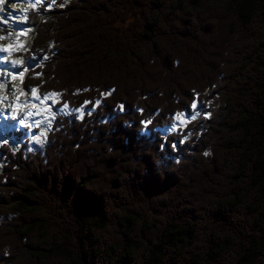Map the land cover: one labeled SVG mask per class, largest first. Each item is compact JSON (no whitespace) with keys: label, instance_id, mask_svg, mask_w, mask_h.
<instances>
[{"label":"trees","instance_id":"1","mask_svg":"<svg viewBox=\"0 0 264 264\" xmlns=\"http://www.w3.org/2000/svg\"><path fill=\"white\" fill-rule=\"evenodd\" d=\"M49 13L27 50L55 44L35 84L59 106L100 105L7 158L0 264H264V0ZM193 91L208 117L164 141L154 130Z\"/></svg>","mask_w":264,"mask_h":264},{"label":"rangeland","instance_id":"2","mask_svg":"<svg viewBox=\"0 0 264 264\" xmlns=\"http://www.w3.org/2000/svg\"><path fill=\"white\" fill-rule=\"evenodd\" d=\"M37 0H4V5L1 9H0V28L2 26H7L5 27V29H9L13 26H15V23L13 22H9L8 21H5L4 20V17H9V20H16V21H19V22H23L25 23L23 25V27L19 30H16L13 34H16L15 37H12L11 39H15V41L11 42V40L9 41H6L4 39L0 40V47H4V46H7L9 44L15 46L16 43H17V34L18 33H27L28 30H30V26L28 25V19H27V22L21 20L22 17L26 14L27 10H29L30 8H33L36 4ZM13 4V7L12 8H8L9 4ZM3 4H0V7L3 5ZM28 4V5H26ZM25 6V11L22 10V6ZM48 5H45V6H41L42 9H46ZM8 8V10L6 11V8ZM5 13H6V16H5ZM31 14H41V10H37V11H33ZM33 22L35 21V19L33 18L32 19ZM24 37H25V34L24 35H19L18 39H19V42L23 45V48L24 47V43L23 41L24 40ZM23 48L19 49V50H14L11 52V54L9 55V53H5V52H0V58H3V57H9V56H14L16 55L18 52L19 54L21 52H23ZM18 58H7V59H1L0 60V80L4 83V84H11L13 85L12 83V80L9 79V74H10V70L13 68V67H16V66H13L11 61L12 60H17ZM24 64V63H23ZM25 68H29L28 64H24L23 66V69H20V70H15L12 72V76L15 75V76H18L19 75V72L20 71H23ZM29 75V74H28ZM35 77H32L31 79H34ZM15 80H21V79H15ZM26 80V79H25ZM27 84L31 85L32 86V83H31V80L27 81ZM14 93L16 92V90L13 91ZM10 93V92H8ZM151 96L154 98L155 96L156 97H159L160 95L158 94L157 91H154ZM1 98V102H0V112L2 113V117L4 119H15V117L12 116L11 112H12V104L13 103H17V100H16V97L10 93L9 95H1L0 96ZM23 101L25 102L24 103V107L27 108V107H31L33 104H39V103H42V107L40 108V111L38 113V115L36 116L37 119L36 120H31V119H28L26 122H25V125H31V128H34L36 127L37 130H34V129H31L29 132H28V138L30 139V146L32 147H35L36 145L40 144L36 141L33 140V137L34 136H40L41 137V140L43 139V135H44V132L46 131V129L49 127V121L50 119L52 118L53 116V104H50L48 101H46V99H42V100H35V99H30L29 97H24ZM212 101V100H211ZM210 101V102H211ZM56 102V100L54 101V103ZM28 111L27 109H25V113H24V116L27 118L29 117L28 116ZM61 113H66V114H70L72 113V111H69V110H66V109H63L61 111ZM85 112L84 111H79L78 112V117L80 118ZM195 115V113L193 114ZM191 116H188V115H184L181 117L180 120H178L176 117H175V123L173 124L172 126V130L175 129V127L178 129L179 127H183L191 118ZM36 121H40V124L39 126H37L36 124ZM183 121V122H181ZM16 126H17V123H15ZM13 124H9V123H1L0 124V141H7L11 144H16L17 143V140H18V136H15V135H11V134H7V130L8 129H11L13 128L12 127ZM23 140V139H22ZM10 250L13 251V248L10 247Z\"/></svg>","mask_w":264,"mask_h":264},{"label":"snow or ice","instance_id":"3","mask_svg":"<svg viewBox=\"0 0 264 264\" xmlns=\"http://www.w3.org/2000/svg\"><path fill=\"white\" fill-rule=\"evenodd\" d=\"M3 3H4V0H0V4H3ZM24 34H26V33H18L17 34V43H16V45L13 46V45L9 44L7 46L0 47V52L9 53V55H10L12 51L19 50V49L23 48V45L19 42L18 37H19V35H24ZM0 39H4V37H0ZM11 63H12L13 66H18V65H22L24 63V61L23 60H20V59H17V60H12ZM27 71H28V69L25 68L23 71H20L19 72V75L18 76L13 75L12 76V79L15 80V79H18L19 78V79L22 80L24 78L25 73ZM2 89H3V85L0 84V90H2ZM31 92H32L33 95H35V93L37 92V89L33 88V89H31ZM24 94L25 93L23 91H21L20 95H24ZM50 95L51 96H56L58 94L57 93H51ZM45 99H47V97H45ZM17 100H19V97H17ZM197 106H198L197 101L194 100L193 103L191 104V108L192 109H196ZM32 107L35 108L36 106L35 105H32ZM121 107H123V106H121ZM18 108H19V105L12 106V112H11V114H12L13 117H16L18 115ZM19 111L22 112L23 109H19ZM27 114H28V116H32L33 115L32 112H28ZM182 116H183L182 113H178L176 118L178 120H180ZM191 118L193 120H195L196 119V116L195 115H192ZM181 122H183V121H181ZM20 123L23 125L25 123V121L23 119H21L20 120ZM142 123L145 125V127H147V125L150 124L151 121H142ZM36 124H37V126H39L40 121H36ZM33 140L36 141V142H38V143H42V140H41V137L40 136H34L33 137ZM5 143H7V141H5Z\"/></svg>","mask_w":264,"mask_h":264}]
</instances>
